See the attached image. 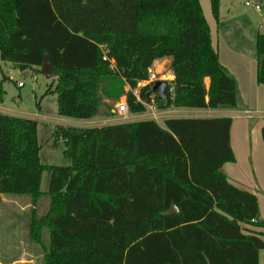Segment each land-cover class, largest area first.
Segmentation results:
<instances>
[{
    "label": "trees",
    "instance_id": "obj_1",
    "mask_svg": "<svg viewBox=\"0 0 264 264\" xmlns=\"http://www.w3.org/2000/svg\"><path fill=\"white\" fill-rule=\"evenodd\" d=\"M209 2L218 23L220 0ZM255 50L264 84V34ZM45 58L56 74L45 94L56 95L65 117L109 112L122 95L131 113L144 112L152 95L163 110L237 104V81L211 44L199 0H0V61L25 69ZM163 58L173 75L164 100L152 83L139 86ZM231 122L55 125L52 137L70 159L55 166L40 162L35 120L0 113V194L30 199L31 239L48 231L44 264H259L264 232L244 227L264 229L257 198L221 169L235 161ZM45 170L49 206L37 217Z\"/></svg>",
    "mask_w": 264,
    "mask_h": 264
},
{
    "label": "rangeland",
    "instance_id": "obj_2",
    "mask_svg": "<svg viewBox=\"0 0 264 264\" xmlns=\"http://www.w3.org/2000/svg\"><path fill=\"white\" fill-rule=\"evenodd\" d=\"M245 1L234 0L237 3V10L242 12V19L240 21L246 24L248 28V24H252V22L260 23L264 29V0H250L253 4L260 5V13H256L253 8L245 6ZM114 15L118 21L124 19L122 12L115 13ZM248 28L245 31L246 35L248 32L251 33V30ZM235 35L239 38H247L244 35V30L235 31ZM244 40H242L241 44H244ZM152 67L153 72L154 70L158 71V74L154 73L155 81L172 79L171 75L169 76L170 70L168 65L164 67L160 64L153 65ZM0 76L7 77L3 83L5 95L1 106H5L11 111L16 112V115H18L16 117L33 119L37 122L40 162L44 165L68 166L70 159L63 155V144L52 137L53 127L55 125L89 127L92 125L90 121L99 117L77 119L58 115L56 95L45 94L46 89L55 81L54 79L52 81L45 78L41 71V66L19 69L12 66L9 62L0 61ZM143 84L145 83H139V86H143ZM123 100L126 101L124 95L114 102V107L109 112L106 107H102V111H107L106 118L112 119L111 123L153 119L162 125L163 121L167 118H178V116L172 114L174 111L189 109L171 107L164 112L165 110L157 108L156 104L152 102L146 105V109L142 113H131L128 110L126 116H120L116 111V106ZM263 123L254 130L255 135L259 138H262ZM49 177L50 172L48 170L43 171L40 184L43 195L35 207L37 217L44 215L48 210L49 199L46 192L49 186ZM31 211L32 205L27 196L0 194V264H44L43 254L49 245L48 231L46 228H43L40 243H35L31 239L29 234Z\"/></svg>",
    "mask_w": 264,
    "mask_h": 264
},
{
    "label": "crops",
    "instance_id": "obj_3",
    "mask_svg": "<svg viewBox=\"0 0 264 264\" xmlns=\"http://www.w3.org/2000/svg\"><path fill=\"white\" fill-rule=\"evenodd\" d=\"M199 2L210 29L211 44L218 54L219 61L237 81V104L235 107L222 105L216 108L181 109L172 114L178 118H231L230 146L235 161L225 163L221 169L230 183L256 196L260 217L264 218V140L256 136L254 131L264 122V84H258L256 81L257 57L255 50V38L258 34H264V29L260 23L252 22V24H248L249 28L243 24L240 21L242 12L237 10V3L234 0H220L218 23L211 13L209 0H199ZM254 11L260 13L261 7L259 11ZM247 28L251 30V33L248 32L246 35ZM239 30H244V35L247 38H239L235 35V31ZM243 39H245V45L241 44ZM160 64L164 67L168 65L169 68L170 59L155 60L152 66ZM169 72V76L171 75L173 79L171 71ZM153 73L158 74V71L154 70ZM206 83L208 84V80ZM2 103H0V113L18 116L16 112L1 106ZM104 112L101 107V111L96 115L99 118L91 120L92 125L89 127L113 124L110 122L112 119L106 118L107 115ZM244 227L248 231L264 232V229H258L251 225ZM262 239L264 241V236ZM263 258L264 250H261L259 264H264Z\"/></svg>",
    "mask_w": 264,
    "mask_h": 264
},
{
    "label": "water",
    "instance_id": "obj_4",
    "mask_svg": "<svg viewBox=\"0 0 264 264\" xmlns=\"http://www.w3.org/2000/svg\"><path fill=\"white\" fill-rule=\"evenodd\" d=\"M41 71L44 74L46 79H54L56 77V74L53 70V67L51 66L48 58H45L43 61V64L41 66ZM167 86V81L162 80H156L152 82L150 93L157 95L160 99L164 100V90ZM173 210H176V208L173 206Z\"/></svg>",
    "mask_w": 264,
    "mask_h": 264
},
{
    "label": "built area",
    "instance_id": "obj_5",
    "mask_svg": "<svg viewBox=\"0 0 264 264\" xmlns=\"http://www.w3.org/2000/svg\"><path fill=\"white\" fill-rule=\"evenodd\" d=\"M244 4H245V6H249L256 11L260 10V5L259 4H253L252 2H250V0H246ZM148 74H149L148 80L143 82L145 84L152 83L153 81H155L154 80L155 74L152 72L151 68L148 70ZM134 93L137 95L136 91ZM151 98H152V102H153V95L151 96ZM116 111L120 116H126V114L128 112V107H127L126 101H124V100L120 101V103L117 104V106H116Z\"/></svg>",
    "mask_w": 264,
    "mask_h": 264
},
{
    "label": "bare ground",
    "instance_id": "obj_6",
    "mask_svg": "<svg viewBox=\"0 0 264 264\" xmlns=\"http://www.w3.org/2000/svg\"><path fill=\"white\" fill-rule=\"evenodd\" d=\"M172 78V77H171Z\"/></svg>",
    "mask_w": 264,
    "mask_h": 264
}]
</instances>
